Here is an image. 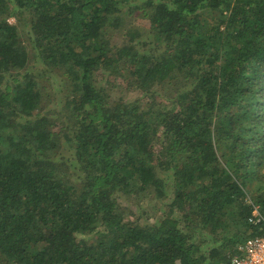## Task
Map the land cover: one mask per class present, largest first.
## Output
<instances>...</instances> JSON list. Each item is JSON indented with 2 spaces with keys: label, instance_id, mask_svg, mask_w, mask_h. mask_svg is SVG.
<instances>
[{
  "label": "trees",
  "instance_id": "16d2710c",
  "mask_svg": "<svg viewBox=\"0 0 264 264\" xmlns=\"http://www.w3.org/2000/svg\"><path fill=\"white\" fill-rule=\"evenodd\" d=\"M249 200L264 0H0V264H224Z\"/></svg>",
  "mask_w": 264,
  "mask_h": 264
},
{
  "label": "built area",
  "instance_id": "2783aa9c",
  "mask_svg": "<svg viewBox=\"0 0 264 264\" xmlns=\"http://www.w3.org/2000/svg\"><path fill=\"white\" fill-rule=\"evenodd\" d=\"M249 201L252 205V212L248 217L249 222L264 230V214L260 206ZM224 264H264V231L261 234L247 237L237 246L229 262Z\"/></svg>",
  "mask_w": 264,
  "mask_h": 264
},
{
  "label": "rangeland",
  "instance_id": "374dc122",
  "mask_svg": "<svg viewBox=\"0 0 264 264\" xmlns=\"http://www.w3.org/2000/svg\"><path fill=\"white\" fill-rule=\"evenodd\" d=\"M142 15V13H141ZM140 15V18L142 19V16ZM10 21L13 23V24H16L17 23V19L15 17H11L10 18ZM128 24V21L125 20L124 21V26ZM138 24V22H137ZM141 25H145L144 24V20L141 21ZM120 41V37L119 36H115L114 38V42H119ZM32 69L34 70H38V69H41V64L40 62H38L37 65H35V67H33ZM100 78H102L100 76ZM54 84H53V87L57 90H60V85L62 82H61V78L57 75H55L52 79H51ZM104 80V79H102ZM104 82V81H103ZM60 85V86H59ZM124 205H127V207L129 206L130 207V211L132 210V212H135L137 211L139 214L143 215V219H152L154 217V214H155V211L156 209L155 206H154V202L151 200H144L142 201L140 199V202L138 201V198H135L133 200H128V199H124L123 202ZM138 214V215H139Z\"/></svg>",
  "mask_w": 264,
  "mask_h": 264
}]
</instances>
